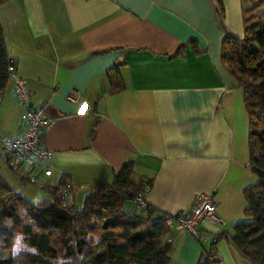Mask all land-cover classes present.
I'll return each mask as SVG.
<instances>
[{
    "label": "crops",
    "instance_id": "obj_1",
    "mask_svg": "<svg viewBox=\"0 0 264 264\" xmlns=\"http://www.w3.org/2000/svg\"><path fill=\"white\" fill-rule=\"evenodd\" d=\"M241 11V0L0 6L7 54L48 120L39 142L53 152L49 185L70 180L75 204L131 163L136 180L151 181L143 194L156 212H185L196 194L213 195L222 223L203 219L197 237L171 230L168 264H195L216 234L221 264H255L230 240L234 224L247 220L244 191L259 182L249 166L243 89L220 57L225 36H243ZM114 64L122 87L111 92L106 72ZM21 113L9 77L0 136L19 133Z\"/></svg>",
    "mask_w": 264,
    "mask_h": 264
},
{
    "label": "trees",
    "instance_id": "obj_2",
    "mask_svg": "<svg viewBox=\"0 0 264 264\" xmlns=\"http://www.w3.org/2000/svg\"><path fill=\"white\" fill-rule=\"evenodd\" d=\"M9 0H0V6ZM243 36H225L221 41V63L243 89L249 117V166L259 182L246 189L247 220L237 222L230 240L236 249L255 264H264V21L251 22L242 9ZM189 44L194 46V41ZM9 58L0 25V95L9 75ZM110 91L122 87L116 64L106 72ZM0 158L7 164L0 149ZM56 185L41 187L49 200L33 204L13 191L0 175V264H168L170 231L150 224L145 210L128 214L125 208L136 193H143L151 181L134 178L131 163L124 165L109 183L89 191L77 208L63 205ZM22 182H26L20 179ZM73 191V187H72ZM72 193V192H71ZM131 209V208H130ZM29 249L13 254L14 237ZM200 252L195 264H221L214 241Z\"/></svg>",
    "mask_w": 264,
    "mask_h": 264
},
{
    "label": "built area",
    "instance_id": "obj_3",
    "mask_svg": "<svg viewBox=\"0 0 264 264\" xmlns=\"http://www.w3.org/2000/svg\"><path fill=\"white\" fill-rule=\"evenodd\" d=\"M7 71L13 82V94L22 107V113L19 133L13 137L0 136V149L5 155L7 166L17 177L39 188L50 186L47 180L52 173L53 152L42 147L39 142L42 129L48 125V120L43 115V106L29 105L31 102L30 88L26 80L18 74L12 60ZM65 99L76 102L77 96L68 94ZM72 187L68 179H63V185L59 186L57 196L62 200L63 205L67 204ZM131 203L133 208L128 210L129 215L134 210H145L148 205L143 193H136L132 196ZM203 219L212 223H222V219L216 212L213 195L208 193L196 194L185 212L173 214L153 212L148 222L162 226L168 231L182 229L197 237V225ZM166 241H171L170 235L167 236Z\"/></svg>",
    "mask_w": 264,
    "mask_h": 264
},
{
    "label": "rangeland",
    "instance_id": "obj_4",
    "mask_svg": "<svg viewBox=\"0 0 264 264\" xmlns=\"http://www.w3.org/2000/svg\"><path fill=\"white\" fill-rule=\"evenodd\" d=\"M241 4L242 9L245 11V17L249 19V21H264V0H241ZM0 175L13 191L18 192L33 204L41 203L50 198L46 191L36 185L25 182L22 183L1 158ZM84 196L75 202L74 205L77 208L82 206ZM131 207H133V204L130 201L126 202L125 208L130 209ZM14 249H17L18 251L14 252ZM24 250L29 249L23 244L19 236L14 237L12 246L13 254H18Z\"/></svg>",
    "mask_w": 264,
    "mask_h": 264
},
{
    "label": "clouds",
    "instance_id": "obj_5",
    "mask_svg": "<svg viewBox=\"0 0 264 264\" xmlns=\"http://www.w3.org/2000/svg\"><path fill=\"white\" fill-rule=\"evenodd\" d=\"M18 251L17 249H14V252Z\"/></svg>",
    "mask_w": 264,
    "mask_h": 264
},
{
    "label": "water",
    "instance_id": "obj_6",
    "mask_svg": "<svg viewBox=\"0 0 264 264\" xmlns=\"http://www.w3.org/2000/svg\"><path fill=\"white\" fill-rule=\"evenodd\" d=\"M30 106H32V103L30 102V104H29Z\"/></svg>",
    "mask_w": 264,
    "mask_h": 264
}]
</instances>
